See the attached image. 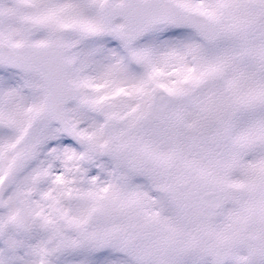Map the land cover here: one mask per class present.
Masks as SVG:
<instances>
[{"label": "snow or ice", "instance_id": "6c2138e0", "mask_svg": "<svg viewBox=\"0 0 264 264\" xmlns=\"http://www.w3.org/2000/svg\"><path fill=\"white\" fill-rule=\"evenodd\" d=\"M0 264H264V0H0Z\"/></svg>", "mask_w": 264, "mask_h": 264}]
</instances>
